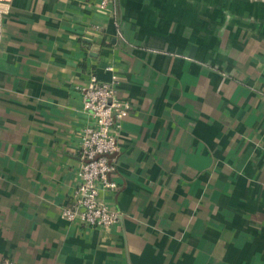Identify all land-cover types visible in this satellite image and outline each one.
Wrapping results in <instances>:
<instances>
[{"label":"crops","instance_id":"1","mask_svg":"<svg viewBox=\"0 0 264 264\" xmlns=\"http://www.w3.org/2000/svg\"><path fill=\"white\" fill-rule=\"evenodd\" d=\"M11 0L0 264H264V0ZM91 75L131 103L122 220L70 223Z\"/></svg>","mask_w":264,"mask_h":264},{"label":"built area","instance_id":"2","mask_svg":"<svg viewBox=\"0 0 264 264\" xmlns=\"http://www.w3.org/2000/svg\"><path fill=\"white\" fill-rule=\"evenodd\" d=\"M114 0H102L99 7L108 9ZM11 0H0V14H6ZM77 91L83 98V109L90 122L80 131L78 154L81 168L72 202L63 210L70 223L87 228H110L122 220L121 212L102 199V193L117 194L114 180L117 156L120 152L118 135L122 123L131 112V103L121 98L115 83L100 82L91 75ZM264 98V90L262 92ZM2 264H13L5 260Z\"/></svg>","mask_w":264,"mask_h":264}]
</instances>
